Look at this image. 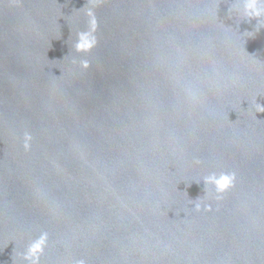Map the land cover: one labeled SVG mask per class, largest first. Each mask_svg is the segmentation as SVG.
<instances>
[{
    "label": "water",
    "instance_id": "obj_1",
    "mask_svg": "<svg viewBox=\"0 0 264 264\" xmlns=\"http://www.w3.org/2000/svg\"><path fill=\"white\" fill-rule=\"evenodd\" d=\"M233 6L0 0V264L42 232L40 264H264V27Z\"/></svg>",
    "mask_w": 264,
    "mask_h": 264
},
{
    "label": "clouds",
    "instance_id": "obj_2",
    "mask_svg": "<svg viewBox=\"0 0 264 264\" xmlns=\"http://www.w3.org/2000/svg\"><path fill=\"white\" fill-rule=\"evenodd\" d=\"M235 6L228 8V17L239 18L240 21H251L256 20L258 27H264V0H234ZM87 15L90 17L88 30L79 31L76 34V39L73 47L76 52H89L96 44V37L94 35L96 20L94 13L89 10ZM224 27H228L224 25ZM84 67L88 66L86 60L81 61ZM257 111L264 112V105L257 103ZM31 134L25 132L23 138V147L27 151L30 149ZM197 165L201 163L199 159L194 161ZM235 173L221 172L219 174L212 172L203 177L205 184V195H208V187L211 186L215 192V199H223V194L234 186ZM193 202L194 210L199 212L202 209L205 211L210 210V205L203 204L200 202L201 198L196 200H190ZM48 245V233L42 232L38 237L31 240L25 250L21 253L22 261L26 264H40V257L44 253L46 246ZM71 264H87V260L84 258H74Z\"/></svg>",
    "mask_w": 264,
    "mask_h": 264
}]
</instances>
